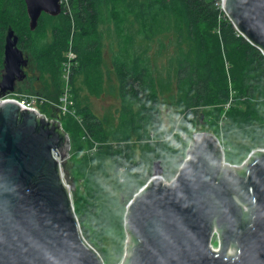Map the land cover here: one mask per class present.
I'll return each instance as SVG.
<instances>
[{
    "label": "water",
    "instance_id": "1",
    "mask_svg": "<svg viewBox=\"0 0 264 264\" xmlns=\"http://www.w3.org/2000/svg\"><path fill=\"white\" fill-rule=\"evenodd\" d=\"M24 3L30 30L42 13L62 11L60 0ZM221 7L264 54V0H221ZM17 43L8 27L0 97L26 77L28 58ZM50 117L0 102V264H103L73 209L67 131L58 112ZM162 172L154 161L127 203L122 264H264V149L233 165L218 138L196 127L175 176L165 180ZM215 231L218 251L210 247Z\"/></svg>",
    "mask_w": 264,
    "mask_h": 264
},
{
    "label": "trees",
    "instance_id": "2",
    "mask_svg": "<svg viewBox=\"0 0 264 264\" xmlns=\"http://www.w3.org/2000/svg\"><path fill=\"white\" fill-rule=\"evenodd\" d=\"M61 8L62 11L56 16L42 13L35 29L30 30L24 0H0V76L8 27L17 34V45L27 55L28 64L33 68L28 78L30 83L35 79L40 80L34 73L37 70L44 74L42 59L52 66L51 70L46 69L47 72H54L55 67H60V54L63 50L59 49L58 42L67 47L70 41L71 51L77 60L69 78L74 86L78 76L91 67L87 57L101 43L92 34L107 14L117 23L118 28L125 20L135 22L138 25L135 32L143 30L145 37L150 40L156 36L158 25L162 23L161 20L165 21L164 17H167L166 22L173 20L174 24L177 23V28L171 32L176 47L170 62L172 73L167 71L168 77L174 79L176 90L172 97L174 108L168 114L171 119L174 113V121L172 119L168 130L171 131L176 120L181 117V129L176 128L181 132L166 141L158 140L164 135L159 113V89L163 92L170 82L167 80L158 87L160 70L154 65L155 53L147 54L150 43L144 47L139 45L138 50L135 38L130 37V40L133 39L132 56H113L112 64L118 75V94L121 100L119 113L122 121L117 126H105L103 121L89 111L85 103L87 101L79 98L76 90L72 89V103L82 118L85 134L100 142L108 141L99 145L96 160L107 161L114 174L119 170L126 173V180L119 190L126 194L128 201L152 175L154 161L160 162L165 180L175 176L185 157L189 144L186 143L185 135H189L191 125L201 119L205 106L228 101L231 91L242 97L243 106L231 104L226 113L227 121L222 125L223 138L231 140L235 135L248 132L254 143L264 146V54L235 29L222 10L221 0H67V5L61 3ZM46 17L53 24L51 40L41 47L38 40L46 35V30L40 26ZM226 65L233 81L231 88L225 73ZM54 81L55 73L49 81L50 85L55 83V86ZM48 84L42 87L44 96L48 95ZM58 89L61 91L60 85ZM50 92L54 93L55 89L52 88ZM232 101L239 103L236 99ZM46 105L42 103L40 106ZM62 118L73 121L69 115ZM214 130L218 136L217 127ZM151 134L155 140H151ZM66 166L77 190L79 171L70 157ZM74 194L77 195L76 192ZM74 212L78 216L76 210ZM80 217L77 218L79 225L84 219L88 223V227L81 228L84 238L97 252L103 251L102 246L98 245L102 240L99 224L92 211H83Z\"/></svg>",
    "mask_w": 264,
    "mask_h": 264
},
{
    "label": "rangeland",
    "instance_id": "3",
    "mask_svg": "<svg viewBox=\"0 0 264 264\" xmlns=\"http://www.w3.org/2000/svg\"><path fill=\"white\" fill-rule=\"evenodd\" d=\"M62 3L67 5V0H63ZM108 15L109 14H107L104 19H101V22L97 27V31L92 34V36L97 39L99 38L101 43L98 49L89 54L87 57L91 62V67L81 76H78L75 80L74 86H72L69 82L66 70L69 69L70 65L71 68H73L72 66L77 64V60L74 58L75 54L71 51L70 41L67 47L62 45V42H58L59 49L63 50L60 54L62 57L59 65L60 67L58 68L57 66V69L55 67L54 72H47L46 69L51 70L52 66L45 59H42L41 61L45 67L42 69H44L45 72L44 74H40L38 70L34 72L37 77L39 76L40 80L35 79L33 83H30L28 78L32 75L31 70L33 68H31V65L27 64L24 68L26 77L23 80L18 81L15 85V90L11 94L6 95V97H12L19 100L27 98V101L33 100V97L36 96L43 97V91H41L42 87L47 82L49 83L48 85H50L49 81H51V78L55 73L54 82H56L55 86L57 89L54 86L55 83L50 85L48 95L44 96V99H46L45 103L47 105L42 107L40 106L41 104H38V102L34 105L36 109L48 117H50L52 111L53 113L58 112L62 128L64 123H67L66 127H64L67 129L69 137V157L74 161L75 167L79 171V188L74 190V193L76 192L77 195L73 197V193L71 192L73 209L78 213V216L76 214L78 219H81L80 216L83 211H92L95 220L99 224L102 237V240L98 243V245L100 244L99 246H102L103 251L99 250L100 252L98 251L97 253L100 255L103 264H122L123 259L127 254L129 241L123 225L125 222L128 200L126 198V194L122 193L119 188L123 187V183L125 182L127 175L120 170L114 174V172L111 171L110 166L107 165V161L96 160L99 145L104 144L106 141L100 142L97 139L90 138L87 134H85L82 118L72 103V89L76 90L79 98L83 99V101H87L85 103L88 104L89 111L92 112L98 119L103 121L105 126L106 124L108 128L117 126L120 121H122L119 113L121 100L118 94V75L116 68L112 64L113 56L117 55L121 58L132 56L131 41L135 38L138 50L139 45L140 47H144V45L148 43L151 44L147 54L150 52L155 53L154 65H156L160 70L158 87L159 84L161 85L167 80L170 82L167 86L168 88L165 87L163 92L159 89V113L161 116L162 132L164 135L160 139L158 138V140L166 141L169 137L174 136L175 133L181 132L177 129L181 127V121L183 120L181 117L178 118L175 122V127L171 131L168 130L172 119L174 121V113L171 119L168 114L174 108V98L172 97L174 96L176 90L174 89V79L172 77H168L167 71H169L170 74L172 73L170 62L171 57L176 52V47L174 46L175 39L171 32L175 31L177 23L175 22L174 24L173 20H168L166 22L167 17H164L165 21L161 20L162 23H159L160 25H158V32H156V36H154L153 40H150L145 37L146 34L143 30H141L140 33L135 32V28L138 26L135 22L132 23L129 20H125V22L120 23L121 26L118 28L117 23L111 20ZM41 25L42 26L40 27H43V29L46 30V35L42 36V38L38 40V45L44 47L49 42V39L51 40L50 30L51 25L53 24L50 18L46 17L42 21ZM130 37H133V39L130 40ZM210 41L211 39L209 40V43ZM225 61L226 59L224 62ZM226 66L225 73L227 74L229 88H231L233 87V81L228 65ZM2 72L3 68L1 70V74ZM59 85L61 87V91L58 89ZM52 88L55 89L54 93L50 92ZM65 88L69 89L68 100L70 102L66 103V110L64 113L62 112L64 103H62L61 98ZM234 99L238 100L239 103H235L237 101H232ZM241 99L242 97L238 96L237 92L231 91V96L225 103L221 102L205 106L203 108L204 114L201 116V119L196 120L194 124L191 125V129H189V135H185L186 143L190 142L191 134L196 127H200V130L208 131L213 134L215 132L214 128L217 127L219 135H214L218 138L222 145L224 160L230 164L239 165L243 159L245 160L248 157L251 151L264 149V146L261 144L254 143L255 141L250 138L248 132L233 136L231 139L232 141L225 140L223 138L222 125L227 121L226 113L233 103L241 105L240 107H242L243 104L241 103ZM217 108H220V110H217ZM217 112L219 114H217ZM64 115H69L73 121L77 123L79 129L78 126H76V124L69 118H62ZM150 136L152 137V134ZM153 139L154 137H152L151 140ZM135 142L139 143L138 140H135ZM239 160L242 161L238 163ZM84 227H88L86 219H84V222L81 221L80 228ZM213 242L215 241L213 240ZM88 243L90 244L89 241Z\"/></svg>",
    "mask_w": 264,
    "mask_h": 264
},
{
    "label": "built area",
    "instance_id": "4",
    "mask_svg": "<svg viewBox=\"0 0 264 264\" xmlns=\"http://www.w3.org/2000/svg\"><path fill=\"white\" fill-rule=\"evenodd\" d=\"M62 1H63V0H60L61 3H62ZM74 58H75V57H74ZM70 68H71V65H70L69 69L66 70V74H67V78H68V80H69V78H70V71H71ZM68 91H69V89H68V88H65V89H64L63 96H62V98H61L62 103H64V106H63V109H62V112H64V113H65V110H66V103H69V102H70V101L68 100V95H69V92H68ZM9 94H11V93H9ZM6 95H8V94H6ZM6 95H5V97H3V96L0 97V102H2V101H6V100H15V101H17L22 107L29 108V109H35V110L38 111V115L43 114V115L45 116V119H47V120H51V117H48V116L45 115L44 113L40 112L38 109H36V107H35V105H34V104H36L37 102H38V104L45 103L46 99H44V97H42V96H41V97H40V96H36V97H33V100L27 101V100H28L27 98H22L21 100H19V99H14V98H12V97H6ZM60 103H61V101H60ZM67 112H69V111H67ZM54 155L58 158V156H57L56 153H55ZM139 189H140V188H139ZM139 189L135 192V194L138 193ZM213 240H214L215 242H213ZM210 247H211V249H212L213 251H218L219 248H220V238H219V235L217 234L216 231L213 233L212 239H211V241H210ZM230 251H232V250H230Z\"/></svg>",
    "mask_w": 264,
    "mask_h": 264
}]
</instances>
